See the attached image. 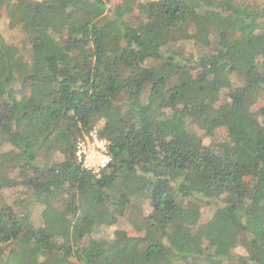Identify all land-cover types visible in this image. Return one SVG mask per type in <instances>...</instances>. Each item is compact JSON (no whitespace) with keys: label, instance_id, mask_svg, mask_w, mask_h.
<instances>
[{"label":"trees","instance_id":"1","mask_svg":"<svg viewBox=\"0 0 264 264\" xmlns=\"http://www.w3.org/2000/svg\"><path fill=\"white\" fill-rule=\"evenodd\" d=\"M0 10V264H264V3Z\"/></svg>","mask_w":264,"mask_h":264},{"label":"rangeland","instance_id":"2","mask_svg":"<svg viewBox=\"0 0 264 264\" xmlns=\"http://www.w3.org/2000/svg\"><path fill=\"white\" fill-rule=\"evenodd\" d=\"M122 1H124V0H106V5L107 6H113V5H116L117 3H120ZM233 2L235 4H244V5L246 4V6H248L249 8H252V6H254L255 4L260 5V4L264 3V0H233ZM0 38L3 40H6V41L13 40V38H17L15 28L9 22L8 18L5 15L4 10H0ZM252 39L254 42L256 41V37H253ZM219 130H220L219 132L222 135L226 134V131L224 128H221ZM90 146H91V144H90ZM89 148H91V147H89ZM92 149H95L94 145L92 146ZM5 193H7L6 190L4 191V194ZM201 212H202L203 216L200 219V224H203V223H205V221L207 219L206 217H209L210 214L212 213V208L209 206H206V207L202 206ZM49 214H50L49 208H45V209L36 208L32 212L33 219H34L35 223H39V221L42 220V218H47L49 216ZM41 215L43 217H41ZM126 222L127 221H126L125 217L120 218L119 227L127 229L128 233L130 235H142L143 234V232H141V231H136V232L132 231L131 230L132 228L130 226H128V224ZM223 264H225V263H223Z\"/></svg>","mask_w":264,"mask_h":264},{"label":"built area","instance_id":"3","mask_svg":"<svg viewBox=\"0 0 264 264\" xmlns=\"http://www.w3.org/2000/svg\"><path fill=\"white\" fill-rule=\"evenodd\" d=\"M93 145L95 149H92ZM76 149L77 159L82 162L85 168L94 173H98L110 160L106 152L105 140L97 139L94 132L78 141Z\"/></svg>","mask_w":264,"mask_h":264}]
</instances>
